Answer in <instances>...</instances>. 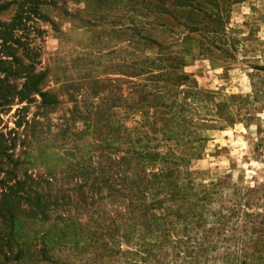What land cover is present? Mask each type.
<instances>
[{
    "label": "rangeland",
    "instance_id": "rangeland-1",
    "mask_svg": "<svg viewBox=\"0 0 264 264\" xmlns=\"http://www.w3.org/2000/svg\"><path fill=\"white\" fill-rule=\"evenodd\" d=\"M39 9L56 103L15 98L0 130L50 206L11 200L23 254L0 264H264V0Z\"/></svg>",
    "mask_w": 264,
    "mask_h": 264
},
{
    "label": "trees",
    "instance_id": "trees-1",
    "mask_svg": "<svg viewBox=\"0 0 264 264\" xmlns=\"http://www.w3.org/2000/svg\"><path fill=\"white\" fill-rule=\"evenodd\" d=\"M45 2L46 0L0 1V12L10 5L17 6L9 20L0 19V111H5L6 107L11 106L15 98L18 103L33 101V94L40 97V105L43 108L56 103V98L40 86L45 75L44 71H37L35 68L34 60L38 52L29 39L32 30L37 33L42 31L29 25L28 21L43 18L39 7ZM18 48L23 49V57L18 55ZM23 58H26L27 62ZM16 79H21L20 83H17ZM23 110V105L15 110L17 126L27 122L20 118ZM12 129L8 132H13ZM6 135L0 130V217L8 228V231H0V257L4 262L19 259L23 254L21 247L16 251L14 249L16 241L13 237V226L16 211L11 200L25 199L31 210H34L32 212H39L41 215H44L50 206L43 201H46V198L35 188L31 176L25 174V179L17 177L16 170L21 161L11 152L12 141H8ZM52 204L56 205V201Z\"/></svg>",
    "mask_w": 264,
    "mask_h": 264
}]
</instances>
